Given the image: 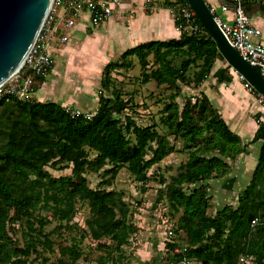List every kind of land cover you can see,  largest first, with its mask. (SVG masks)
<instances>
[{
    "label": "trees",
    "instance_id": "trees-1",
    "mask_svg": "<svg viewBox=\"0 0 264 264\" xmlns=\"http://www.w3.org/2000/svg\"><path fill=\"white\" fill-rule=\"evenodd\" d=\"M181 1L188 4L187 0ZM165 4L172 7L173 1L166 0ZM195 19L200 26L198 32L181 28L178 39L141 43L126 50L117 61L108 63L102 73L99 106L92 117L73 116L56 102L36 99L26 102L15 96L0 102V264H32L33 254L42 257L41 264H75L83 256L80 243L88 235L103 241L99 245L104 251L98 258L99 264H107L108 260L116 262L115 259L123 256L124 246L136 229L130 220L129 205L121 192L90 187L86 173L99 172L108 166L110 177L105 182L109 183L122 166L129 164L133 174L145 179L143 169L161 161L172 149L166 148L165 137L137 125L129 112H125L130 102L113 87L112 71L128 66V57H136L143 69L144 83L167 79L177 88V93L179 82L199 86L211 74L218 83L231 82L230 65L212 72L216 60L224 57L197 15ZM175 23L183 27L181 19L176 18ZM176 51L186 55L181 57L179 65L173 59ZM150 56L154 57L152 64ZM198 60L202 64L189 80L186 72ZM25 73L29 71L25 69ZM33 81L34 85L42 84L46 77L36 76ZM107 91L110 95L105 94ZM178 107L175 103L165 106L164 122L170 133L184 137L189 147V143H199L203 129L211 131L214 137L206 140L201 150L217 154L205 157L193 153L185 169L169 184L167 196L171 206L183 211L179 229L184 233L187 247L175 252L179 244L170 243L165 264L190 261L240 264L245 255L256 264H264V121L257 115L259 127L247 144L230 129L205 93L194 102H186L181 111ZM199 120L204 123L200 124ZM131 133L135 135V143ZM154 139L157 145L150 146L152 157L148 161L146 146ZM256 142H261L258 162L250 182L238 195V204H227L215 215L210 214L206 181L227 174L230 166L226 158L234 160ZM90 150L96 152L94 158H90ZM47 167L71 168L72 174L54 176ZM184 182L198 186L187 193L182 187ZM79 201L90 208L87 230L80 238L73 237L70 244H60V257L50 263L44 253L55 252V241L52 232L45 228L50 221L40 212H51L60 225L64 223L72 232L77 226L73 220ZM16 225L22 230L23 244L14 238L19 230Z\"/></svg>",
    "mask_w": 264,
    "mask_h": 264
},
{
    "label": "rangeland",
    "instance_id": "rangeland-1",
    "mask_svg": "<svg viewBox=\"0 0 264 264\" xmlns=\"http://www.w3.org/2000/svg\"><path fill=\"white\" fill-rule=\"evenodd\" d=\"M79 21L81 22L82 19ZM89 24L91 25L90 21ZM88 29L91 31L94 30L91 26L88 27L87 30ZM107 31V42L109 45L110 43L112 44V42L115 43L118 37L114 20L108 26ZM67 45L68 43L66 42L62 48H65ZM60 56V58H55L56 67L64 73L69 72L71 76L70 79L68 76H59L60 83L58 87L69 90L72 84L78 86L80 92L81 90L84 91V93L80 94L81 97L85 95L87 96L86 98H88L91 94L89 101H91L92 106L95 102L94 99H98L100 95L102 70L93 62L90 53L84 48L78 47L77 50L72 51L70 54L66 53ZM183 56L186 55L179 54V51H176L173 55L175 63L179 65L182 60L181 57ZM114 59H116V55L114 49H112L110 52V60ZM128 60V66H123L122 68L112 71V76L114 78L113 87L119 89L122 97L130 102L125 112H129L137 125L149 127L151 130L156 131L159 137H165V143L167 144L166 148H171L172 151L161 161L151 163L149 167L143 169V173L146 172L145 179L138 178L133 174L129 164L122 166L109 183L105 182V180L110 177V174L106 171L108 166L101 169L99 172L88 171L86 177L92 188H105L107 190L121 192L124 195L125 202L130 208V220L136 227L135 233L131 235L128 243L124 246L123 256L115 259L116 262L108 260L107 264H165L168 253L170 252V243L175 242V244H179V246L174 249L175 252H180L187 247V244L184 243V233L182 229H179L180 217L183 211L181 209L176 210L171 206L167 196L169 184L180 171L185 169V164L190 160L193 153L205 157L217 154L216 151L201 150L205 141L212 140L215 134L203 129L200 133L199 143L197 145L189 143L190 146L188 147L187 140L182 136L170 133L168 126L164 122V118L167 115L165 106L169 103H175L178 104V108L181 111L186 102L190 100L194 102L195 98L201 97V92L199 91L201 84L197 86L195 83H188L186 81L182 83L179 82L180 92L177 93V88L170 85L167 79L160 82L152 79L144 83L142 81L143 69L139 60L136 57H128ZM149 60L152 64L154 57L150 56ZM201 64V60L191 64L186 72V77L189 80H192ZM229 65L230 64L225 58H218L212 72L218 68ZM230 72L233 74L234 79L242 83L246 80L232 67L230 68ZM52 79L53 75H50L48 77V82ZM39 86L40 84L38 83L34 85L35 91ZM244 86L248 90L250 87H253L248 81ZM72 91H74V89H71V92ZM105 94L110 95V91L105 92ZM261 96L263 95L259 92L256 98L260 100ZM35 99L37 100V97H35ZM97 104H99V102ZM71 108L77 109L73 106H71ZM80 110L88 114L94 113L97 108H80ZM233 115L235 114L233 113ZM240 116L241 118H245L249 116V114L241 112ZM124 117L125 115L123 114L121 117L122 121H124ZM247 120L250 121V118ZM261 120H264V115L261 117ZM199 123L203 124L204 121L199 120ZM130 137L135 143V135L131 133ZM243 137L245 136L243 135ZM156 145L157 141L155 139L148 141V145L146 146L147 155H145L146 160L151 161L152 152L150 146L155 147ZM258 153L259 145L256 147V151L253 150L251 152L240 153L234 160L226 158L230 166L229 172L222 177L212 178L206 181L209 186L210 194V206L208 209L210 214L215 215L218 210L222 209L227 204H233L234 206L238 204L237 198L240 191L248 185L253 175L254 167L257 164L256 157ZM89 154L90 158L96 156V152L93 150H90ZM47 170L54 176L72 174L71 168L60 169L58 167H47ZM197 186V183L191 184L184 182L182 187L185 192L190 193ZM40 215L46 216L50 221L45 228L46 231L52 232V239L55 241V252L44 253V255L48 256L50 263H52L57 262V259L60 257L58 249L60 244H70L73 237L80 238L81 235L84 234V230H87L86 219L90 217L91 213L87 203L79 201L77 212L73 220L78 227L76 226V230L72 232L63 225L64 223L60 225V221L54 219L51 212L42 211ZM15 228H18V226L16 225ZM14 238L18 240L20 244H23L22 230L19 229L17 233L14 234ZM101 242L103 241L93 240L90 235L86 236L80 243L83 256L75 264H99L98 258L100 255L104 254V251L99 247ZM30 259L32 264L42 263V257L40 255L33 254ZM170 264L175 263L171 262ZM179 264H198V262L190 261ZM240 264L256 263L252 258L246 261L241 258Z\"/></svg>",
    "mask_w": 264,
    "mask_h": 264
},
{
    "label": "crops",
    "instance_id": "crops-1",
    "mask_svg": "<svg viewBox=\"0 0 264 264\" xmlns=\"http://www.w3.org/2000/svg\"><path fill=\"white\" fill-rule=\"evenodd\" d=\"M206 1L216 9L219 17L228 21L233 19L234 0ZM245 2L252 23L261 31L256 40L264 43V0H245ZM165 3L166 0H121L116 12L99 28L90 25L88 14L82 12L75 17V25L67 30L62 24L61 10H58L55 13L58 30L51 36L50 40V51L54 57V67L46 77V81L40 84L39 88L34 92V97H37L38 101L56 102L64 107L73 106L79 109H92L94 107L98 109L99 96L98 99H94L95 102L91 106V101H89L91 94L88 98L85 95L81 97L80 94L84 93V91L81 90L80 92L78 86H74L69 82L72 87L69 90L66 89L67 91L63 87H58L60 83L59 76H68L70 79L71 75L69 72L64 73L56 67V59L60 58V55L70 54L72 51L77 50L78 47H81L90 53L93 62L99 66V69L102 70L101 73H103L108 63L117 61L122 53L132 47L152 40L166 41L180 38L181 30L175 23L176 16L172 13L171 7ZM223 5H227L228 9L224 10ZM80 19H82L81 22L79 21ZM113 20L116 24L118 39L115 43L112 42L109 45L106 39L107 28ZM90 26L94 28L93 31L87 30ZM63 35H68L69 37L66 41L68 45L65 48H62L66 43L61 41V36ZM112 49H114L116 55L114 60H110ZM50 75H53V79L48 82ZM243 82L233 78L229 83H218L213 74H211L210 78L199 87V91L209 97L230 129L240 135L242 141L248 144L259 127L256 120L257 115L260 116V119L264 115V104L256 98L257 95L252 91V88L250 87L248 90L244 86L245 81ZM71 89H74V91L71 92ZM96 111H94V114ZM241 112H246L249 116L241 118ZM246 118H250V121ZM258 145L260 151L261 142H256L248 145L246 152L256 151ZM258 157L259 153L256 157L257 162Z\"/></svg>",
    "mask_w": 264,
    "mask_h": 264
},
{
    "label": "built area",
    "instance_id": "built-area-1",
    "mask_svg": "<svg viewBox=\"0 0 264 264\" xmlns=\"http://www.w3.org/2000/svg\"><path fill=\"white\" fill-rule=\"evenodd\" d=\"M172 1V13L176 18L182 20L183 27L180 26L179 29L185 28L189 31L198 32L200 26L195 19L196 13L189 3L186 4L181 0ZM120 4L121 0H53L44 26L25 59L23 70L0 86V102L11 96L26 102L35 100L33 78L47 76L54 67L50 40L51 36L58 30L55 15L58 10H61L62 24L67 30L75 25V17L82 12L88 14L93 27L99 28L116 12ZM223 9L227 10L228 6L223 5ZM211 11L231 45L264 76V43L256 40L261 31L252 23L245 1L234 0L233 19L231 21L219 17L215 8L212 7ZM68 38V35H63L61 41L66 42ZM25 69L29 73H25ZM20 77H22L21 81ZM260 102L264 104V96H261ZM65 108L73 116L92 117L94 115V113L86 114L78 108L73 109L71 106ZM255 223L256 221H254ZM249 258L251 257L245 255L242 260L246 261Z\"/></svg>",
    "mask_w": 264,
    "mask_h": 264
},
{
    "label": "water",
    "instance_id": "water-1",
    "mask_svg": "<svg viewBox=\"0 0 264 264\" xmlns=\"http://www.w3.org/2000/svg\"><path fill=\"white\" fill-rule=\"evenodd\" d=\"M230 66L264 96V76L231 45L206 0H187ZM53 0H0V86L17 71L39 36ZM20 81L22 77L19 78Z\"/></svg>",
    "mask_w": 264,
    "mask_h": 264
},
{
    "label": "bare ground",
    "instance_id": "bare-ground-1",
    "mask_svg": "<svg viewBox=\"0 0 264 264\" xmlns=\"http://www.w3.org/2000/svg\"><path fill=\"white\" fill-rule=\"evenodd\" d=\"M18 72H19V71H17L15 74H13L10 78H12L13 76H15ZM10 78H9V79H10ZM9 79H8V80H9ZM8 80H7V81H8ZM7 81H6V82H7ZM2 85H3V84H2Z\"/></svg>",
    "mask_w": 264,
    "mask_h": 264
}]
</instances>
